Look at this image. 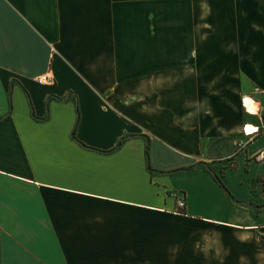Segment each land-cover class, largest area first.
Here are the masks:
<instances>
[{"label":"crops","instance_id":"0c3cea01","mask_svg":"<svg viewBox=\"0 0 264 264\" xmlns=\"http://www.w3.org/2000/svg\"><path fill=\"white\" fill-rule=\"evenodd\" d=\"M255 86L264 0H0V264H264Z\"/></svg>","mask_w":264,"mask_h":264},{"label":"trees","instance_id":"16d2710c","mask_svg":"<svg viewBox=\"0 0 264 264\" xmlns=\"http://www.w3.org/2000/svg\"><path fill=\"white\" fill-rule=\"evenodd\" d=\"M30 108H31V103H30ZM11 109V101H10V93H9V111ZM46 109H47V103H46ZM31 113H32V108H31ZM76 113H77V120H76V125L78 123V118H79V111H78V108L76 106ZM33 115V113H32ZM129 136H132V135H126L122 138H120L118 140V142L116 143V145L114 147H112L111 149L109 150H99L100 152L102 153H109V152H113L115 151L116 149H118L122 142ZM72 139L75 140L76 142H78L80 145H82L83 147L85 148H88V149H93V150H97L95 148H92L84 143H82L81 141H79L76 137H75V129H73L72 131ZM144 155H145V164H146V168L148 169V171L150 172H153L155 171L153 168H151L150 166V160H149V138L148 137H145V145H144ZM212 163V162H211ZM211 163H206V162H202V163H198V164H194V165H191L189 167H179V168H174V169H171V170H167V171H160V173H165V174H173V173H178V172H187V171H192V170H196L198 168H202L204 169L205 171H207L212 177L213 179L218 183V185L224 189L226 191V193L232 198V195L230 194V192L228 191V189L226 188L225 184H224V181L222 179L223 177V174L222 172L220 174H217L215 171H214V165L211 164ZM264 175L262 176H258V178L256 179V185L258 188H260V190L264 191ZM260 207H263L264 208V204L261 205V206H257L256 208H260Z\"/></svg>","mask_w":264,"mask_h":264},{"label":"built area","instance_id":"2783aa9c","mask_svg":"<svg viewBox=\"0 0 264 264\" xmlns=\"http://www.w3.org/2000/svg\"><path fill=\"white\" fill-rule=\"evenodd\" d=\"M36 80L38 83L45 84V85L52 84L54 82L53 77L49 74L39 75L36 77ZM254 92L264 93V86H262V87L255 86ZM245 99H246V97H244L242 99V102ZM255 131H257V130H255ZM255 131H253L251 133H246L244 135L245 138L240 139L235 143L234 153H237L238 151H241L242 149H244L246 147V145L253 139V135H254ZM259 132L264 138V110L261 113V125L259 128ZM257 157L264 163V144H263V147L261 148V150L258 152ZM174 195H177V194L174 193ZM177 205L180 208H182L184 206V199L182 196L177 198Z\"/></svg>","mask_w":264,"mask_h":264},{"label":"bare ground","instance_id":"6f19581e","mask_svg":"<svg viewBox=\"0 0 264 264\" xmlns=\"http://www.w3.org/2000/svg\"><path fill=\"white\" fill-rule=\"evenodd\" d=\"M246 102H248L247 104L249 105V107L252 106V102L250 100H246Z\"/></svg>","mask_w":264,"mask_h":264}]
</instances>
